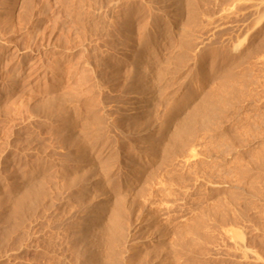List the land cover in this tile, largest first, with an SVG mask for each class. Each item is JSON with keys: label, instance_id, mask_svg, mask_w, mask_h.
<instances>
[{"label": "rangeland", "instance_id": "1", "mask_svg": "<svg viewBox=\"0 0 264 264\" xmlns=\"http://www.w3.org/2000/svg\"><path fill=\"white\" fill-rule=\"evenodd\" d=\"M188 1L0 0V198L10 188L43 191L16 214L5 206L0 264H101L107 248L91 239L85 251L77 232L96 222L92 216L109 217L110 203L95 188L105 172L110 199H126L116 264L161 247V239L175 264H264V0ZM179 50L184 61L175 59ZM228 71L238 78L211 126L198 122L184 148L155 153L173 119L199 99L188 91L218 88ZM62 123L86 149L70 145ZM136 147L147 151L145 165L125 171ZM99 151L90 193L58 194L51 205L66 166ZM152 168L178 185L167 182L169 191L151 198L131 226V188Z\"/></svg>", "mask_w": 264, "mask_h": 264}, {"label": "bare ground", "instance_id": "2", "mask_svg": "<svg viewBox=\"0 0 264 264\" xmlns=\"http://www.w3.org/2000/svg\"><path fill=\"white\" fill-rule=\"evenodd\" d=\"M188 2H190V4H192V5H194L197 2V0L196 1L195 0H189ZM182 7H183V4L181 3L179 8H178V13L180 15L183 12ZM189 7H191V6H189ZM193 10H192V13L194 16ZM188 12H189V10H188ZM187 38H188L187 33H185V32L182 33V35L180 36L181 43L183 41V43H185L187 45L189 43V40L187 41ZM181 48H180V50H181ZM182 49L186 51V49H184V48H182ZM180 50L177 51L178 53L176 55V58L174 56L176 61H181V60L184 61L183 58L185 56L184 55L185 53L183 54L184 51L183 50L180 51ZM185 58H186V56H185ZM178 64H182V62H179ZM138 68L139 67L134 68L135 73L137 72ZM165 71L160 70L159 73L160 72L163 73ZM161 73L158 74L159 77H162V76H160ZM163 76H164V74H163ZM234 78L237 79L238 77L237 76L235 77V75L231 71H228L225 73V75L223 77H221V80L218 82L219 83L218 88L214 87V89L213 88H211V89L203 88L202 90L201 89L189 90L188 92H189L190 96H193V94H194V95H197L199 99L194 103L191 111L187 115H185L183 117H176L173 119V123H175L174 126L171 128V130L168 132V134H165V133L162 134L163 138L160 141V143H158L154 147V152L155 153L161 152V154H166L169 152H173L177 148L180 149L181 146L184 148L185 147L184 145L188 141H190L191 139H193L195 137L197 129H198L197 128L198 126H196V123H198V122H199V127H202V128H207L208 126H211L210 124H212V122L214 120L213 117H215L216 111L218 109L217 105H218V103H220L222 101L221 97L227 92V90L229 91V89H230V91H231V88L233 86L232 83H234L233 82ZM228 85L229 86L231 85V88L228 89L227 88ZM139 109L140 108L137 106L134 107V110L137 112H139ZM54 111H56V110H54ZM62 112H64V111L62 110ZM56 113H58V112L56 111ZM58 115L56 114V117H58ZM131 127L133 129H135L134 128L135 125L132 123V120H131ZM58 129L61 132L62 131L64 132V134L66 135L67 141L69 140L70 145H74V147L82 148L84 146V143L87 142V141L84 142V140L81 138L82 136L81 137L79 136L80 138L77 137L76 133L73 132L72 125H70V124H67V123L63 124L62 123L61 126L60 125L58 126ZM88 137H89V134L87 135V138ZM81 139L83 140L82 145H81ZM84 148H82V149H84ZM136 150L138 151V152L136 151L137 156L134 155V158L132 157L133 158L132 161L130 160V163L125 165V171H129V169L132 168L133 164L136 162L139 163V166L145 165L144 159L146 158V156H143V154H146L145 152H147V151L144 148H140V147L139 148L136 147ZM78 151H80V150H78ZM72 152L74 153V151H72ZM94 152H95V150H94ZM100 152L101 151L96 152V154L90 152L91 154L89 156L86 155V157H83V156L79 157L80 159L75 157V154H77L78 152L73 154V156L75 158H77L78 160H76L75 163L72 161L74 164L69 163L70 165L68 164L66 166V168L64 169V171L61 173L62 178H60V180L58 181L59 184L55 183V186H54L53 196L51 197V205L56 203L57 199L59 198V195L62 193H65V195L71 194V193H80V194L90 193V191H91L90 189H92L91 185L93 186V188L95 187V185H93L94 182L92 184V179L94 177L97 178V175H99V173L97 172V169L99 168V163H98L99 161L97 162V160L99 159L98 156L100 155ZM79 153H78V156H81L84 154V153H82V154L80 153L81 155H79ZM71 154L72 153L70 152V155ZM73 156H70V157H73ZM143 157H144V159H143ZM63 165L65 166V163ZM64 166H63V168H64ZM101 166H102V164H101ZM107 166H105V167H107ZM122 167L123 166H121V168ZM123 169H124V167H123ZM107 173L105 172L104 175L102 174V176L99 177V180L97 182L95 181L97 183L95 188H97V192H100L101 195H106V198H107L106 202H107V204L110 203L109 208L107 206V210L109 211L108 212L109 217L105 221L100 222L98 220L99 218L97 217V215L92 216L91 218H93V221L94 222L96 221V222L93 223L92 226H86V225L80 226L78 228L77 234L79 236V240L84 245L85 251L90 250L89 248H90V245L92 244L91 239H93V241H94L93 243L96 244V243L100 242V243H102V245L105 248H107L106 255L100 261L101 264H109L110 259L112 260V264H116V261L118 260L119 253H120V250L118 247L120 246L121 242L125 238V234L127 233L126 224H124V217H125L124 215L126 213V211H125L126 210L125 209V200L126 199H125L124 194H123V196H119L116 199V201L115 200L113 201L110 199L111 197L109 196V194L106 192L105 189H106L107 185L112 183V181H111L112 180L111 179L112 173L108 174V175H107ZM167 182H168V171L167 170H162L160 168H152V169L147 170V173L145 175H143V177H141V179L138 181V186L136 188L135 187L131 188V191L134 193L135 199L132 200L131 206H130V209L128 212V215L130 218V220H129L130 223H128V224L131 225L132 221L133 222L137 221V219H135V217H137L138 219L140 217H142L140 215L143 214L142 213L143 209L146 211L147 208H149L148 205L150 203V200L152 201L151 198H154L153 201H155V197L157 195H159V193H162V192L165 193V190L167 189L166 188ZM171 182H173V183H171ZM168 183L172 184L173 186L178 185L177 182L172 181V180ZM33 187L26 186V188L23 189L22 191H20V193L17 192V193H19L18 195L14 194L15 193L14 188L13 189L10 188L8 191L9 192L8 194H10L9 198L6 199V196H2L3 198L5 197L4 199L0 198V215L4 216L5 211H6L5 210L6 205H11V206H9L12 208L11 212L15 211V213H13V214H16V211H20L24 206H26L28 204V203L26 204V202H28L29 200H30L29 201L30 204H31V202H33L32 200H38L40 198L39 195H41L43 193V191H42V193L38 192L36 190V188L34 189ZM168 191L169 190H166V192H168ZM39 193H41V194H39ZM8 194H7V196H8ZM167 194H166V196H167ZM62 196H60V197H62ZM137 198H139L141 201H139V199H138V201H136ZM89 199L91 201V200H93V197H91ZM156 199H158V197ZM160 199H161V196H160L159 200ZM33 203L35 204V202H33ZM95 203H92L93 204L92 206H95L94 205ZM90 204H91V202H90ZM90 204L88 203V205H90ZM100 204L103 207V202H101ZM151 206H152V204H151ZM9 207L7 206V209ZM98 207H99V205L96 204L97 209H98ZM9 210H10V208H9ZM154 210L155 209L153 208V211H151L152 213L150 212L152 215L150 213H149V215H151L150 217L152 218L153 222L155 224H158V223H160V220H159L160 218L158 217V215L156 214V212ZM158 214L160 215V213H158ZM11 215H12V213H11ZM132 218H133V220H132ZM130 225H128V228L130 227ZM161 225H163V224L161 223ZM131 226H134V225H131ZM164 229H162V230L165 231ZM175 230L177 231V229H175ZM163 231H161L162 232L161 237H166L167 233L166 232L164 233ZM178 232L174 231L173 234L175 235ZM190 233L194 234V231L192 230V231H190ZM178 234H180V233H178ZM146 238H147V236H146ZM134 239H136V238H134ZM181 239H182L181 235H175V237H174L175 242L174 243L179 242ZM189 239L186 240L187 241L186 242L187 244L185 243L186 245L190 244L189 241H193V240H189ZM148 240H149V238H148ZM160 241H161L160 242L161 247H154V248L150 247L149 248V246H146V248H144L143 250L135 253V258L130 259V263H128V264H175L174 261L173 262L170 261L167 257L169 255H167L168 253L166 252V243L162 239ZM135 243H136V241H135ZM132 246H133V243H132ZM167 249H168V247H167Z\"/></svg>", "mask_w": 264, "mask_h": 264}]
</instances>
